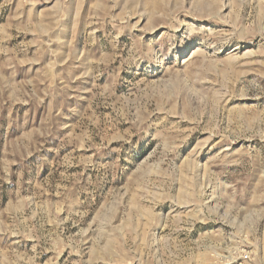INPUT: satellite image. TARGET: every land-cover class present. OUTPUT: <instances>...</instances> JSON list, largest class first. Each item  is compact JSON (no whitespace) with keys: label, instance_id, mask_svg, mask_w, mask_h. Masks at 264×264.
Listing matches in <instances>:
<instances>
[{"label":"rangeland","instance_id":"1","mask_svg":"<svg viewBox=\"0 0 264 264\" xmlns=\"http://www.w3.org/2000/svg\"><path fill=\"white\" fill-rule=\"evenodd\" d=\"M0 264H264V0H0Z\"/></svg>","mask_w":264,"mask_h":264}]
</instances>
